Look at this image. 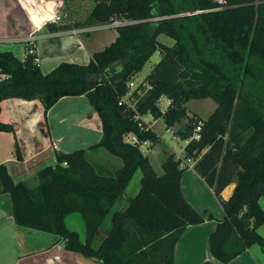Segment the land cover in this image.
Masks as SVG:
<instances>
[{
  "label": "trees",
  "instance_id": "trees-1",
  "mask_svg": "<svg viewBox=\"0 0 264 264\" xmlns=\"http://www.w3.org/2000/svg\"><path fill=\"white\" fill-rule=\"evenodd\" d=\"M81 1L64 0L66 20L47 29L96 27L110 19L135 23L116 29L114 42L91 54L86 65L61 62L47 74L0 51V70L8 75L0 82V102L39 100L46 114L64 97L84 96L102 129L97 144L56 154V164L38 171L35 184L14 183L0 165V194L10 197L15 225L57 236L65 250L100 264H174V246L186 227L211 220L181 192L180 165L190 160L223 211L209 234V256L227 264L252 245L263 248L256 230L264 222L257 204L264 199V0H90L86 17L73 19ZM156 52L160 58L143 80L146 87L130 94L135 108L119 106L130 93L128 83ZM162 97L169 100L163 112ZM201 99L215 105L206 120L187 114L186 104ZM137 115L161 118L166 128L180 124L176 135L183 141L200 125V138L189 141L182 159L168 155L158 176L140 150L157 136ZM0 132L14 129L0 122ZM129 135L135 143L126 141ZM101 156L112 157L99 163ZM15 157L22 159L18 144ZM137 170L139 191L113 212ZM231 184L225 200L221 193ZM112 212L111 229L95 247ZM71 214L83 221L84 241L66 226Z\"/></svg>",
  "mask_w": 264,
  "mask_h": 264
},
{
  "label": "crops",
  "instance_id": "crops-1",
  "mask_svg": "<svg viewBox=\"0 0 264 264\" xmlns=\"http://www.w3.org/2000/svg\"><path fill=\"white\" fill-rule=\"evenodd\" d=\"M61 2L62 0H1L0 20L8 19L10 22L5 23L4 30L0 31V43L14 41L22 43V39L30 33H35L40 37L39 40L42 41L69 35L60 33L75 28L55 31L47 29L48 24L57 26L62 22L56 23L55 19L48 20L50 18L48 12L52 10L55 4ZM56 17H61V15H56ZM109 31L106 30V32ZM51 33H58V35L48 38L47 36ZM87 34L72 36L79 41V46L85 49L89 58L91 54L99 51L96 48L94 49V47H99L96 44L101 42L100 47L103 49L114 42L118 35L117 31H115L104 42L106 37L102 35L91 37L87 36ZM82 35H86L85 39L81 37ZM36 50L38 54L37 45ZM24 58L25 52L23 59L20 60L24 62ZM138 74L133 81H135ZM140 84L146 87L143 81ZM132 91L130 90V93ZM84 98V96L64 97L46 114H44V108L39 100L24 101L12 98L0 102V122L11 125L14 129V134L0 132V165L5 167L14 183L28 182L31 184L34 182L38 171L44 167L56 164V154L69 153L81 148L87 149L89 146L99 142L102 134L100 119L91 107H89L90 109L82 110ZM162 102H166L167 108L169 100L162 97L159 104ZM160 119H153L151 115L143 117V120L157 136V142H148L140 147V150H142V147L144 148L143 152L148 157L153 168V160L158 162L160 158V163L162 164L164 159L170 154L176 155L175 158L181 156L182 159L184 157V149L188 144L183 141L184 145L178 153L169 148H163L161 151V134L155 128ZM163 125V132L168 134L170 138H174L179 125L176 124L171 128H166L164 122ZM16 144H18L21 151L22 159L20 161L16 160L15 157ZM97 159L99 158L97 157ZM110 160V157H106L104 160H99V163H106ZM182 161L180 165L183 170L180 180L181 192L185 200L197 212L201 214L205 211L208 212L211 220L186 227L174 246L173 263L203 264L209 261L210 264H218L209 256L208 238L216 222L223 218V211L212 191L194 171V162L190 160ZM155 172L159 176L162 174V169L161 174L156 170ZM140 181L141 173L137 170L128 183L122 197L115 204L113 212L122 210L127 202L137 194L140 188ZM233 187V184L229 185V192L224 190L221 193V197L226 200L231 194ZM127 192L133 196H126ZM263 200V198H259L257 204L264 213ZM11 206L9 195L0 194V264H100L94 259L84 258L77 253L65 250L63 242L57 236L16 226L12 218ZM113 212L105 218L100 226L93 242L95 247L108 235L111 229ZM67 217L65 223H67ZM79 218L82 222L83 234L82 236L78 235L84 241V224L80 216ZM75 220L78 219L75 218ZM256 232L264 241V222L257 228ZM10 242L14 245L11 251L9 248L2 249L5 243ZM227 264H264V247L260 248L258 245H252Z\"/></svg>",
  "mask_w": 264,
  "mask_h": 264
},
{
  "label": "rangeland",
  "instance_id": "rangeland-1",
  "mask_svg": "<svg viewBox=\"0 0 264 264\" xmlns=\"http://www.w3.org/2000/svg\"><path fill=\"white\" fill-rule=\"evenodd\" d=\"M1 0H0V8H1ZM94 2L90 0H83L80 2L79 9L77 8L75 15H73V19H84L86 15L89 13L90 9L93 7ZM63 7H64V0H62L61 3L55 4L52 10H50L48 13L50 15V18L48 20H54L56 15H61V23H63L65 19V15L63 14ZM10 22L8 19H2L0 20V31L4 30L5 23L7 24ZM116 30H110L109 32L106 31H91L87 34V36H97V35H102L103 37H106L105 41L106 42L115 32ZM83 39H85L86 35L81 36ZM158 41L168 45L171 44L172 41L168 39L167 37L164 36H159ZM101 42H99L96 45H99V47H94L96 50H101ZM37 48H38V58H39V70L45 74L53 68V66H56L57 64L61 62H68V63H75L79 65H86L89 62V56L85 49L81 46H79V41L72 35H67V36H62L56 39H50V40H39L37 42ZM100 48V49H97ZM0 51H9L12 52L18 59H23L24 57V45L19 42V41H14L10 43H0ZM53 57V59H52ZM159 53L156 52L152 55V57L149 59V61L143 66L142 70L136 77L134 84L135 87L140 85V82L143 81V78L150 72L151 68L153 67L154 64H156L159 61ZM52 65H48V64ZM49 66V67H47ZM167 99V98H166ZM167 101V100H166ZM89 107L90 104L84 98L83 100V107L82 110L90 109ZM159 108L161 111H164L166 108V102H162L159 104ZM215 108L214 103L210 99H201V100H190L187 105L186 109L188 111V115L191 116L192 114L197 115L199 118L202 120H206L209 115L213 112ZM176 125V124H175ZM174 125V126H175ZM179 125V128H181V125ZM156 130L161 134V140H160V149L162 151L163 148H169L175 153H178L180 149L183 147L184 142L183 140L179 139L177 135L175 137L170 138L168 134L164 133V125L163 121L160 119L159 122L155 125ZM84 149V148H81ZM78 150V149H76ZM103 153H106L104 150H102ZM142 153H144V148L142 147ZM176 156V155H175ZM112 157V156H110ZM102 160L105 159L104 156L100 157ZM114 161L117 164H120V160L113 158ZM160 158L158 159V162L153 160V165L155 170L161 174V168H160ZM139 173L140 170H138ZM31 184H35V181ZM126 196H133L129 195V193H126ZM264 201V200H263ZM264 203V202H263ZM77 218L78 220H75ZM67 226L71 230H75L82 236L83 232V227H82V222L79 218V215L77 214H71L70 216L67 217ZM81 238V237H80ZM82 239V238H81ZM97 240V239H96ZM14 247L13 243H5L3 245L2 249L9 248L10 251ZM6 259V257H4ZM6 264V263H2Z\"/></svg>",
  "mask_w": 264,
  "mask_h": 264
},
{
  "label": "built area",
  "instance_id": "built-area-1",
  "mask_svg": "<svg viewBox=\"0 0 264 264\" xmlns=\"http://www.w3.org/2000/svg\"><path fill=\"white\" fill-rule=\"evenodd\" d=\"M61 21L60 17H56L55 18V22L58 23ZM135 22L130 21V20H122V19H110L107 23L102 24L100 26H96V27H87V28H75V29H70L67 32H61L60 34H69V35H80V34H85V33H89L91 31H106V30H113V29H118L124 26H128L131 24H134ZM58 33H51L49 34L47 37L51 38L53 36H57ZM40 39L39 36H37L35 33H30L28 35H26L23 39H22V43L24 45V52H25V60L26 61L28 56L32 57V66H36L39 67V58L37 56V50H36V45H37V41ZM8 78V75L1 72L0 70V82L6 80ZM128 87L130 90H135L137 87H135L134 81L129 82L128 83ZM131 93L126 94L119 102V106L124 105L130 109H134L135 108V104H136V100L134 97L130 96ZM138 96H141L143 94L142 90H139L136 93ZM161 100V99H160ZM135 119H141L143 120V117H139L138 115L135 117ZM144 121V120H143ZM200 125H198L194 131L192 136L186 140L187 143H189V141L192 140H199L200 138ZM126 141L130 144H133L136 142V139L133 135H129L126 137ZM148 142H144L141 146L146 145ZM176 159H181V156H177Z\"/></svg>",
  "mask_w": 264,
  "mask_h": 264
},
{
  "label": "water",
  "instance_id": "water-1",
  "mask_svg": "<svg viewBox=\"0 0 264 264\" xmlns=\"http://www.w3.org/2000/svg\"><path fill=\"white\" fill-rule=\"evenodd\" d=\"M100 1L108 2L109 0H100ZM24 68H26V69H31L32 68V57L31 56H28L26 61L24 62ZM225 190L227 192H229V186Z\"/></svg>",
  "mask_w": 264,
  "mask_h": 264
}]
</instances>
